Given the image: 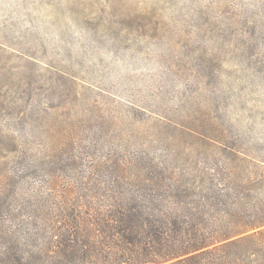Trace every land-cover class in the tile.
<instances>
[{
  "label": "rangeland",
  "instance_id": "374dc122",
  "mask_svg": "<svg viewBox=\"0 0 264 264\" xmlns=\"http://www.w3.org/2000/svg\"><path fill=\"white\" fill-rule=\"evenodd\" d=\"M214 135L264 157V0H0L2 153L63 185L139 153L194 171Z\"/></svg>",
  "mask_w": 264,
  "mask_h": 264
},
{
  "label": "trees",
  "instance_id": "16d2710c",
  "mask_svg": "<svg viewBox=\"0 0 264 264\" xmlns=\"http://www.w3.org/2000/svg\"><path fill=\"white\" fill-rule=\"evenodd\" d=\"M12 144L0 151V264H264V230L246 233L264 225L261 146L214 135L202 144L219 157L194 171L139 153L62 185L36 174L37 149ZM63 154L55 165L84 162Z\"/></svg>",
  "mask_w": 264,
  "mask_h": 264
}]
</instances>
